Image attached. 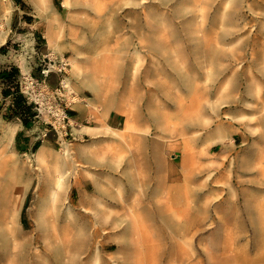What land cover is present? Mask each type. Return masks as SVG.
<instances>
[{"label": "rangeland", "instance_id": "obj_1", "mask_svg": "<svg viewBox=\"0 0 264 264\" xmlns=\"http://www.w3.org/2000/svg\"><path fill=\"white\" fill-rule=\"evenodd\" d=\"M9 65L45 152L0 116V264H264V0H0Z\"/></svg>", "mask_w": 264, "mask_h": 264}, {"label": "trees", "instance_id": "obj_2", "mask_svg": "<svg viewBox=\"0 0 264 264\" xmlns=\"http://www.w3.org/2000/svg\"><path fill=\"white\" fill-rule=\"evenodd\" d=\"M0 83L2 86L0 116L8 121L19 120L25 129H30L34 124L37 111L35 104L28 101L21 89L20 69L16 65L5 67L0 71ZM35 149L37 145L33 147V150Z\"/></svg>", "mask_w": 264, "mask_h": 264}, {"label": "crops", "instance_id": "obj_3", "mask_svg": "<svg viewBox=\"0 0 264 264\" xmlns=\"http://www.w3.org/2000/svg\"><path fill=\"white\" fill-rule=\"evenodd\" d=\"M72 111H75V110H72ZM75 117H77V115L73 114L72 115L73 120L75 119ZM8 128L13 129V133L11 135L12 136L11 146L13 148H15V150L22 151V152L26 153V152L32 151L33 147L35 145H37V153H38L39 150H42V148L38 146L39 143L36 142L37 138L36 137H31V132L28 133L29 129H25V127L23 126V124L19 120L12 121ZM90 129H92V128H90ZM43 151H44V149H43ZM95 191L98 192L99 190H95ZM101 193L107 194V193H109V190H102ZM81 197L82 198L86 197V198L90 199L91 201L93 200V198H89V195L87 196V193H82ZM95 225H97L96 226L97 228H95V229L100 231V227H99L100 223L99 222L95 223ZM98 234H99V232H98ZM122 239H124V238H122ZM121 241H123V240H121Z\"/></svg>", "mask_w": 264, "mask_h": 264}, {"label": "built area", "instance_id": "obj_4", "mask_svg": "<svg viewBox=\"0 0 264 264\" xmlns=\"http://www.w3.org/2000/svg\"><path fill=\"white\" fill-rule=\"evenodd\" d=\"M66 64L62 63L61 66H59L56 70H54L57 73H65L66 72ZM53 71L50 68L47 70H42L41 74L43 75L44 79L48 76V74ZM64 81H61L60 84L62 85ZM37 105V103L35 102ZM37 109V108H36ZM40 113V110L37 109ZM47 126L49 127V130H54L56 132H60L63 137L66 136H72L73 132L70 130L71 126L73 125L72 119L68 116L67 112L64 110V108L61 107H56L55 111L51 113V120L50 121H45L44 122ZM60 130V131H59Z\"/></svg>", "mask_w": 264, "mask_h": 264}, {"label": "bare ground", "instance_id": "obj_5", "mask_svg": "<svg viewBox=\"0 0 264 264\" xmlns=\"http://www.w3.org/2000/svg\"><path fill=\"white\" fill-rule=\"evenodd\" d=\"M186 9V8H185ZM206 14V13H205ZM204 14V16H207V15H205ZM204 18V17H203ZM204 23V22H203ZM212 28V27H211ZM5 138L7 139L9 136H11L12 135V133H13V129H10V128H8V129H6L5 131ZM44 156V151H43V149L42 150H39L38 151V153H37V155H36V160L40 163L41 161H42V157ZM62 165H64V163L62 164ZM74 175V174H73ZM97 226V225H96ZM95 228V227H94ZM94 230V229H93ZM93 232V231H92ZM98 230L96 229V230H94V235H97L98 234ZM94 238V237H93ZM35 264V263H34Z\"/></svg>", "mask_w": 264, "mask_h": 264}]
</instances>
